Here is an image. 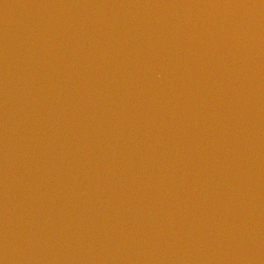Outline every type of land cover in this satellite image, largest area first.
<instances>
[{
  "label": "water",
  "instance_id": "obj_1",
  "mask_svg": "<svg viewBox=\"0 0 264 264\" xmlns=\"http://www.w3.org/2000/svg\"><path fill=\"white\" fill-rule=\"evenodd\" d=\"M0 54L264 251V0H0Z\"/></svg>",
  "mask_w": 264,
  "mask_h": 264
}]
</instances>
